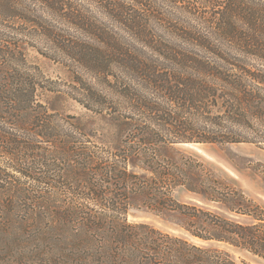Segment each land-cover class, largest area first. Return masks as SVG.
Listing matches in <instances>:
<instances>
[{
    "label": "trees",
    "instance_id": "trees-1",
    "mask_svg": "<svg viewBox=\"0 0 264 264\" xmlns=\"http://www.w3.org/2000/svg\"><path fill=\"white\" fill-rule=\"evenodd\" d=\"M201 1L198 11V0H163L190 7L173 12L156 0H0L1 207L18 209L20 222L51 221L42 236H90V264H238L129 222L132 195L177 213L194 238L264 259L262 206L204 176L195 158L161 153L190 142L264 146V0ZM29 48L70 60L90 81L75 71L70 84L45 76ZM62 97L104 124L90 129L51 106ZM177 187L222 210L178 200Z\"/></svg>",
    "mask_w": 264,
    "mask_h": 264
},
{
    "label": "rangeland",
    "instance_id": "rangeland-1",
    "mask_svg": "<svg viewBox=\"0 0 264 264\" xmlns=\"http://www.w3.org/2000/svg\"><path fill=\"white\" fill-rule=\"evenodd\" d=\"M156 1L155 7L162 10L178 12L190 9L184 2L171 5L172 3H164L163 0ZM189 1L192 4L194 0ZM204 5L203 1L198 0L195 9L198 11L206 9ZM27 59L30 64L37 65L45 76L52 79L70 84L69 80L74 75L72 71H75L78 74H84L90 81L88 74L70 60L62 59V57H59V60L45 57L34 48H29ZM62 88L69 89L65 84H62ZM51 106L66 113L82 116L85 121L87 120L90 129L105 122L101 116L86 110L71 98L54 99L51 101ZM161 153L163 156L176 159L182 156L195 158L203 166L204 176L208 173L212 174L221 186L228 185L241 190L264 209V146L248 142L226 144L190 142L163 147ZM173 196L181 201H196L214 210H222L220 204L206 202L183 187L175 188ZM7 211H12L14 215L7 218L5 214ZM24 218L25 216L18 209L12 210L10 206L1 207L0 205V230H13L10 234L0 233V245L12 239L25 243L26 246L23 251H10L0 247V264H43L44 260H50L56 264L67 262L69 264H90V236L86 237L80 232L74 236L67 234L61 236L59 233L42 236L40 231L46 229L51 221L46 223L20 222ZM237 218L243 221L248 220L245 216H237ZM127 220L133 223H147L161 231L184 237L209 250L227 252L238 264H264V259L245 253L226 243L200 240L190 236L182 226L181 216L174 212L151 208L137 195L131 196V207L127 212Z\"/></svg>",
    "mask_w": 264,
    "mask_h": 264
}]
</instances>
